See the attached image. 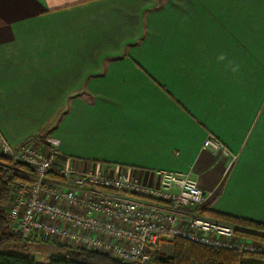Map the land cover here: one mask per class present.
Returning <instances> with one entry per match:
<instances>
[{"label": "crops", "instance_id": "1", "mask_svg": "<svg viewBox=\"0 0 264 264\" xmlns=\"http://www.w3.org/2000/svg\"><path fill=\"white\" fill-rule=\"evenodd\" d=\"M256 12L241 0H0V134L17 147L51 133L54 167L74 174L151 185L159 170L187 172L202 207L264 222V75L226 66L240 60L225 33ZM208 134L234 162L203 148Z\"/></svg>", "mask_w": 264, "mask_h": 264}, {"label": "built area", "instance_id": "2", "mask_svg": "<svg viewBox=\"0 0 264 264\" xmlns=\"http://www.w3.org/2000/svg\"><path fill=\"white\" fill-rule=\"evenodd\" d=\"M58 145L51 136L44 149L32 140L12 147L0 134V155L29 168L26 180L14 185L7 211L23 237L110 254L127 264H151L155 247L175 237L240 253H264V247L241 237L233 225L199 213L203 190L190 173L159 170L158 181L151 185L93 169L74 174L54 167ZM203 148L225 154L212 134ZM52 173L60 178L54 180ZM125 191L152 202L147 206Z\"/></svg>", "mask_w": 264, "mask_h": 264}, {"label": "trees", "instance_id": "3", "mask_svg": "<svg viewBox=\"0 0 264 264\" xmlns=\"http://www.w3.org/2000/svg\"><path fill=\"white\" fill-rule=\"evenodd\" d=\"M28 166L10 157L0 155V264H37L31 252H26V242L35 241L23 237L11 224L4 205L13 193L14 185L25 181ZM52 176L60 178L56 174ZM202 213L226 220L238 228L237 231L264 241V222L201 207ZM199 211V212H200ZM171 254H152L154 264H264V253H240L234 249L214 248L188 239L175 237ZM55 252L47 259L50 264H127L110 254L55 243Z\"/></svg>", "mask_w": 264, "mask_h": 264}, {"label": "rangeland", "instance_id": "4", "mask_svg": "<svg viewBox=\"0 0 264 264\" xmlns=\"http://www.w3.org/2000/svg\"><path fill=\"white\" fill-rule=\"evenodd\" d=\"M242 8L245 13L250 12V11H261L262 13L256 12V14H243L239 17V25L240 30L239 31H233L232 28H229L228 31L225 33V36L229 40H234L236 39V49L238 50V58L240 62L238 63L240 65V72L242 75H264V0H241ZM212 19V18H211ZM55 137L51 133H47L43 135V137L37 138L36 140L39 141V148L44 149L46 148L45 142L47 137ZM214 136V135H213ZM215 137V136H214ZM222 145V148L225 149V154L224 156L227 157V160L231 164L232 162L235 161L236 155L232 153L227 147L223 145V143L215 137ZM29 140V139H26ZM7 141V140H6ZM8 142V141H7ZM9 143V142H8ZM13 147V146H12ZM55 166V163H54ZM57 168V166H56ZM58 179V178H56ZM60 180V179H59ZM21 181L17 182L19 184ZM142 185L144 183H141ZM145 185H150V184H145ZM125 195H129L137 200H149L150 203L152 200H150L148 197H145L142 194L135 193V192H124ZM5 210L8 211L9 208L11 207V202L7 201L6 204L4 205ZM200 211V210H199ZM201 215L209 217V218H214L211 216H208L201 211L199 212ZM217 220H220L224 223L233 225L232 223L214 218ZM11 222V221H10ZM12 224V222H11ZM14 229L17 230V227L12 224ZM235 228H238L236 225H233ZM241 237L243 238H249L253 240V244H257V246L264 247V241L259 239V238H250L249 236L243 234L242 232H238ZM239 235V236H240ZM31 239H37L36 237H29ZM39 240V239H37ZM27 244V251L26 252H32L33 255L35 256L37 264H50L49 260L45 257L47 254H52L55 252V247L54 244H50L49 242L39 240V242L35 241H30L26 242ZM174 249V241L172 240H166L165 243H162L161 245H157L155 247V252L159 254H171ZM154 253V252H153ZM48 255V256H49ZM153 258H152V263Z\"/></svg>", "mask_w": 264, "mask_h": 264}, {"label": "clouds", "instance_id": "5", "mask_svg": "<svg viewBox=\"0 0 264 264\" xmlns=\"http://www.w3.org/2000/svg\"><path fill=\"white\" fill-rule=\"evenodd\" d=\"M218 61H225L226 60V56L224 54H221L217 57ZM228 68L231 69V71L233 73H236L239 71L240 69V65L239 64H236L234 61H231L229 60L227 65H226Z\"/></svg>", "mask_w": 264, "mask_h": 264}]
</instances>
